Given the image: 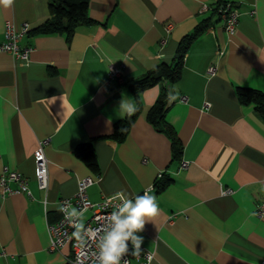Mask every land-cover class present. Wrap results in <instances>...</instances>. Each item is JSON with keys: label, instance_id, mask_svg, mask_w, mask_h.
<instances>
[{"label": "crops", "instance_id": "obj_1", "mask_svg": "<svg viewBox=\"0 0 264 264\" xmlns=\"http://www.w3.org/2000/svg\"><path fill=\"white\" fill-rule=\"evenodd\" d=\"M229 1L238 12L231 32L224 13L213 11L216 0H88L90 20L70 38L29 32L51 17L49 0L0 4V43L7 22L16 29L27 23L19 44L30 48L28 59L0 50V172L6 166L22 173L31 192L0 193V264H66L70 247L50 249L48 226L59 217L60 199L74 195L85 177L93 180L87 191L94 203L121 192L156 196L159 215L138 233L141 247L153 253L150 264H261L264 213L255 209L264 200V117L239 101L236 88L264 93V0ZM206 18L209 26L184 54L178 80L141 92L124 141L106 137L126 115L121 100L135 104L132 82L171 63L181 38ZM110 64L119 67L120 80L108 79ZM163 89L165 121L182 146L176 159L170 137L147 120ZM41 141L47 191L34 172ZM85 142L93 144L97 172L75 153ZM163 171L171 181L156 191Z\"/></svg>", "mask_w": 264, "mask_h": 264}, {"label": "built area", "instance_id": "obj_2", "mask_svg": "<svg viewBox=\"0 0 264 264\" xmlns=\"http://www.w3.org/2000/svg\"><path fill=\"white\" fill-rule=\"evenodd\" d=\"M224 13V28L231 32L235 28L238 12L232 7L231 3H227ZM29 30L27 23H23L20 29H16L13 23L7 22L4 27V41L0 43V50L11 53L16 57L28 59L29 47H21L19 44L20 38ZM213 67L209 66L208 71L213 72ZM108 79L120 80V69L115 64H110L108 67ZM185 100V97H181ZM46 141L39 142V145L33 152L35 180L40 189L47 191L49 185L48 178V159L44 151ZM188 161L181 159L180 167L185 168ZM159 172L157 176H161ZM93 182L90 177H85L78 182L77 190L71 197H65L59 201V209L65 207V213L60 211L58 219L48 226L50 234V249H59L65 245L70 247L71 254L67 258L66 264H98V243L99 234L109 229L110 225L107 222L106 216L114 210H118L122 197H104L102 200L94 203L89 199L87 187ZM14 183L15 186H12ZM147 191V190H145ZM144 191V192H145ZM14 192H24L31 195L28 187V178L22 173L3 167L0 172V193L7 195ZM142 193V195L144 194ZM133 202L135 198L132 199ZM70 202V204H66ZM71 207H75L79 215L71 214ZM91 210V214L83 222L86 231L82 230L80 240L73 237L74 227L80 226L82 215ZM255 212L257 215L264 213V200L256 205ZM65 216L67 218H65ZM104 224V228L101 225ZM129 254L124 257L127 264H150L153 253L145 251L141 247L139 254L133 255L131 252V244L129 243ZM2 252L0 251V254ZM123 264V261H122ZM264 264V260L261 262Z\"/></svg>", "mask_w": 264, "mask_h": 264}, {"label": "trees", "instance_id": "obj_3", "mask_svg": "<svg viewBox=\"0 0 264 264\" xmlns=\"http://www.w3.org/2000/svg\"><path fill=\"white\" fill-rule=\"evenodd\" d=\"M229 0H216L213 11L221 14L226 8ZM232 5V3H231ZM51 17L30 29L32 34L65 33L70 38L76 27L85 21H89L87 15L88 0H49ZM209 18L200 21L190 33L185 34L179 41L174 59L171 63L160 62L149 69L144 75L135 79L130 85V91L135 102L136 111L133 115H125L114 123L113 132L106 137L117 142H122L128 135L131 125L135 121L141 107V92L161 81L171 85L178 80L183 65V57L193 41L201 35L209 26ZM167 90L163 89L156 102L150 107L147 113V120L158 130L166 133L171 139V150L173 159L180 158L182 146L177 139L173 128L165 121V111L168 106ZM237 97L241 103H253L257 113L264 117V93L249 87L238 86ZM75 153L93 171H98L93 144L91 142L80 143L75 147ZM171 179L166 172L157 176L154 181L156 191L164 189Z\"/></svg>", "mask_w": 264, "mask_h": 264}, {"label": "clouds", "instance_id": "obj_4", "mask_svg": "<svg viewBox=\"0 0 264 264\" xmlns=\"http://www.w3.org/2000/svg\"><path fill=\"white\" fill-rule=\"evenodd\" d=\"M14 0H0V4L5 7H10ZM53 102L57 97L51 98ZM136 111V106L129 100L122 99L119 105L121 116H131ZM151 190H147L143 195H136L133 202L132 199L124 196V193L119 195L123 197L118 210L112 211L106 216L107 222L110 225L109 229L99 234L98 243V264H127L124 257L129 254V243L131 244V252L133 255L139 254L143 237L138 235L145 228V224L151 222L152 218L159 215L160 209L156 202V196L150 194ZM66 204H70L67 202ZM71 205V204H70ZM65 213V207L59 209ZM75 207H71L72 215H79ZM65 218H67L65 216ZM72 233L78 241L80 240L81 231H86L84 225L74 227ZM104 228V224L101 225Z\"/></svg>", "mask_w": 264, "mask_h": 264}, {"label": "water", "instance_id": "obj_5", "mask_svg": "<svg viewBox=\"0 0 264 264\" xmlns=\"http://www.w3.org/2000/svg\"><path fill=\"white\" fill-rule=\"evenodd\" d=\"M170 88V86L169 85H167V89H169Z\"/></svg>", "mask_w": 264, "mask_h": 264}, {"label": "rangeland", "instance_id": "obj_6", "mask_svg": "<svg viewBox=\"0 0 264 264\" xmlns=\"http://www.w3.org/2000/svg\"><path fill=\"white\" fill-rule=\"evenodd\" d=\"M81 224H83V221H81Z\"/></svg>", "mask_w": 264, "mask_h": 264}]
</instances>
